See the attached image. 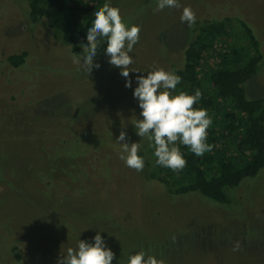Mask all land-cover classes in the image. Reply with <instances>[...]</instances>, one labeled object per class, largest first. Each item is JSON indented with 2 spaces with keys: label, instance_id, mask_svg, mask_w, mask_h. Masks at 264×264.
<instances>
[{
  "label": "rangeland",
  "instance_id": "obj_1",
  "mask_svg": "<svg viewBox=\"0 0 264 264\" xmlns=\"http://www.w3.org/2000/svg\"><path fill=\"white\" fill-rule=\"evenodd\" d=\"M106 2L141 27L131 87L106 50L87 75L73 62L83 53L54 40L46 18L31 24L24 0H0V264H57L97 232L115 253L112 264H128L141 249L166 264H264V171L230 191L228 205L196 193L173 197L145 165L128 167L117 142L123 130L145 149L134 125L143 119L136 77L181 68L193 27L181 21L187 6L196 20L230 16L252 29L263 60L244 92L264 99V0H179L161 11L157 0ZM21 52V66L4 62Z\"/></svg>",
  "mask_w": 264,
  "mask_h": 264
},
{
  "label": "trees",
  "instance_id": "obj_2",
  "mask_svg": "<svg viewBox=\"0 0 264 264\" xmlns=\"http://www.w3.org/2000/svg\"><path fill=\"white\" fill-rule=\"evenodd\" d=\"M24 1L28 21L33 24L46 18L53 39L69 46L74 55L83 53L94 13L106 3V0ZM191 35L182 50L181 68L172 71L181 77L177 93L186 91L194 95L200 90L201 99L194 107L206 109L212 118L207 137L212 150L196 156L178 141L187 161L180 171L156 164L154 140L147 136V145L138 155L144 158L147 178L161 185L167 195L196 193L212 203L228 205L230 191L264 171V99H248L244 92V84L256 74L263 56L252 29L240 18L196 20ZM106 45L104 38L95 59L106 50ZM25 56V52L8 55L4 62L17 68L24 63ZM77 161L73 159L71 172H77V179L82 182L84 175L77 169Z\"/></svg>",
  "mask_w": 264,
  "mask_h": 264
},
{
  "label": "clouds",
  "instance_id": "obj_3",
  "mask_svg": "<svg viewBox=\"0 0 264 264\" xmlns=\"http://www.w3.org/2000/svg\"><path fill=\"white\" fill-rule=\"evenodd\" d=\"M180 6L179 0H157L155 10ZM94 17L86 33L87 43L83 47V55L74 57L73 62L90 75L93 68L100 67V64L94 61L100 41L106 38L109 63L121 69V76L128 78L125 87H131L129 73L138 70L130 69L133 64V56L130 53L140 39L141 27L136 24L129 27L122 18L120 9L111 6L109 2L96 10ZM181 21L186 22L189 27L195 23L196 14L191 6L183 8ZM136 80L138 86L134 89L133 96L138 99L143 119L137 120L134 125L138 136H147L149 140H154L157 165L173 171L183 170L187 161L177 146L178 141L188 146L196 156H203L212 150L213 146L207 143L212 118L206 109L194 107L202 96L199 89L194 95L186 91L177 93L176 87L181 82V77L164 68L147 72L146 76L139 75ZM117 142L122 145L120 159L137 172L142 171L144 158L138 155L141 144H129L127 134L123 130ZM93 239L94 243L79 240L76 248L70 247L66 253L62 252L57 264H112L115 253L106 246L99 232ZM240 248L241 242L235 241L233 251ZM128 264H166V261L157 259L155 255L141 249L129 257Z\"/></svg>",
  "mask_w": 264,
  "mask_h": 264
}]
</instances>
